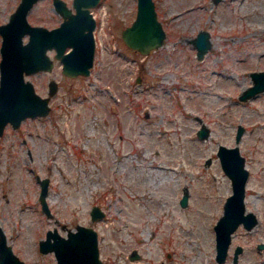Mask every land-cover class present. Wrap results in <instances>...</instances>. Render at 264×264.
<instances>
[{
  "label": "rangeland",
  "instance_id": "374dc122",
  "mask_svg": "<svg viewBox=\"0 0 264 264\" xmlns=\"http://www.w3.org/2000/svg\"><path fill=\"white\" fill-rule=\"evenodd\" d=\"M18 1L0 0V22ZM136 1L91 7L89 73L65 74L49 49L52 68L25 74L49 95L50 108L15 127L7 122L0 133V226L7 241L29 264H56L38 239L48 227L65 234L80 222L97 229L103 264H264V248L257 247L264 241V90L238 98L252 82L250 70L264 69V0H154L166 33L148 53L121 36ZM27 18L51 27L62 15L52 0H37ZM200 28L210 34L202 56L192 42ZM50 78L57 81L52 93ZM201 123L209 127L205 138L196 133ZM238 123L249 169L246 208L258 221L237 226L219 262L213 224L231 181L216 148L235 143ZM37 174L49 177L51 215L41 209ZM94 203L104 210L100 218H91ZM236 243L243 250L234 262ZM133 248L139 257L130 259Z\"/></svg>",
  "mask_w": 264,
  "mask_h": 264
},
{
  "label": "water",
  "instance_id": "95a60500",
  "mask_svg": "<svg viewBox=\"0 0 264 264\" xmlns=\"http://www.w3.org/2000/svg\"><path fill=\"white\" fill-rule=\"evenodd\" d=\"M37 0H19L9 13L7 20L0 22V133L9 122L17 126L27 116L44 115L48 112L49 95L40 94L34 83L25 74L39 70H50L54 59L48 52L53 49V56L60 60L62 71L74 76L87 74L93 64L96 18L91 10L99 0H52L54 9L62 15L60 22L54 26L31 23L27 12ZM165 29L157 16L154 0H137L136 12L131 22L121 29L125 43L142 53L162 44ZM27 38L24 40V35ZM210 34L207 29L197 30L192 42L198 56L210 45ZM252 82L238 94L239 99H247L264 90V69H253L249 72ZM49 93L57 89L55 78L48 80ZM245 127L238 123L235 131V143L228 145L219 142L216 154L221 167L231 181V192L223 201V209L213 224L215 233V258L222 262L226 259L231 235L239 224L252 228L258 221L257 214L246 208V180L249 169L245 165V156L240 151L239 140ZM199 138L209 135L205 123L196 130ZM211 157L205 159L209 163ZM40 188L38 197L41 209L51 215L47 201L49 186L48 176L36 175ZM188 190L183 188L179 202L187 203ZM92 219L104 215V210L97 203L90 207ZM42 252L53 251L56 264H103L99 255L98 232L89 224L77 222L74 228H67L62 234L57 227L47 228L44 236L38 239ZM264 248V241L257 243ZM243 250L241 243L233 247L232 260H238ZM128 257H139L135 248ZM0 264H29L22 259L7 241V236L0 226ZM129 264V263H128Z\"/></svg>",
  "mask_w": 264,
  "mask_h": 264
},
{
  "label": "flooded vegetation",
  "instance_id": "af4514ba",
  "mask_svg": "<svg viewBox=\"0 0 264 264\" xmlns=\"http://www.w3.org/2000/svg\"><path fill=\"white\" fill-rule=\"evenodd\" d=\"M64 224H62V226H63ZM54 226H56V225H53L52 227H54ZM52 227H48V228H52ZM57 227V226H56ZM67 228H70V227H67ZM67 228H66V230H67ZM47 229V228H46ZM58 229V228H57ZM46 231V230H45ZM59 231V230H58ZM60 232V231H59ZM61 233V232H60ZM66 233V232H65ZM63 234V233H62Z\"/></svg>",
  "mask_w": 264,
  "mask_h": 264
},
{
  "label": "bare ground",
  "instance_id": "6f19581e",
  "mask_svg": "<svg viewBox=\"0 0 264 264\" xmlns=\"http://www.w3.org/2000/svg\"><path fill=\"white\" fill-rule=\"evenodd\" d=\"M193 13V12H192ZM152 179V178H151Z\"/></svg>",
  "mask_w": 264,
  "mask_h": 264
}]
</instances>
